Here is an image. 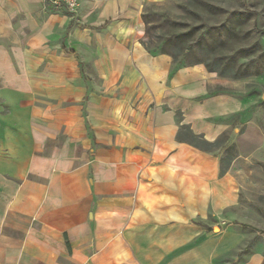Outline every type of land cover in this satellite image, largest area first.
<instances>
[{
    "label": "crops",
    "instance_id": "obj_1",
    "mask_svg": "<svg viewBox=\"0 0 264 264\" xmlns=\"http://www.w3.org/2000/svg\"><path fill=\"white\" fill-rule=\"evenodd\" d=\"M172 1L0 0V264H264L258 98L145 48Z\"/></svg>",
    "mask_w": 264,
    "mask_h": 264
},
{
    "label": "rangeland",
    "instance_id": "obj_2",
    "mask_svg": "<svg viewBox=\"0 0 264 264\" xmlns=\"http://www.w3.org/2000/svg\"><path fill=\"white\" fill-rule=\"evenodd\" d=\"M51 4L69 9L64 2ZM142 20L143 44L148 50L171 53L180 63L202 64L228 85H236L238 90L241 87L243 94L257 96L254 122L258 137L247 136L239 143L241 148L249 145L248 151L253 148L264 153V0H173L161 7L147 4ZM225 88L230 87L220 86L218 91ZM186 138L211 153L221 168L238 154L239 145L226 143L225 136L213 146ZM251 160L254 164L245 180L264 182V154Z\"/></svg>",
    "mask_w": 264,
    "mask_h": 264
},
{
    "label": "trees",
    "instance_id": "obj_3",
    "mask_svg": "<svg viewBox=\"0 0 264 264\" xmlns=\"http://www.w3.org/2000/svg\"><path fill=\"white\" fill-rule=\"evenodd\" d=\"M190 139H193V141H195V140H200L204 145H206V146H213V145H215L217 142H214V143H208V142H206L205 140H203L200 136H195V135H189L188 136ZM189 142H190V144H192V146H194V147H196V148H199L197 145H195V144H193L190 140H189ZM201 149V148H200ZM202 150H204V149H202ZM229 166V165H228ZM228 166L226 167V168H221L220 167V175H223L225 172H226V170H227V168H228Z\"/></svg>",
    "mask_w": 264,
    "mask_h": 264
},
{
    "label": "built area",
    "instance_id": "obj_4",
    "mask_svg": "<svg viewBox=\"0 0 264 264\" xmlns=\"http://www.w3.org/2000/svg\"><path fill=\"white\" fill-rule=\"evenodd\" d=\"M46 1L51 2L55 5H59L62 2H64L70 11H73L77 5V0H46Z\"/></svg>",
    "mask_w": 264,
    "mask_h": 264
}]
</instances>
